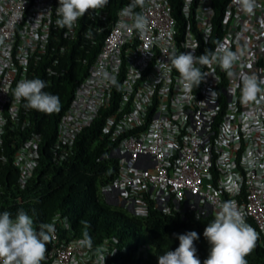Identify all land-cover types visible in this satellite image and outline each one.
Returning <instances> with one entry per match:
<instances>
[{
    "label": "built area",
    "instance_id": "2783aa9c",
    "mask_svg": "<svg viewBox=\"0 0 264 264\" xmlns=\"http://www.w3.org/2000/svg\"><path fill=\"white\" fill-rule=\"evenodd\" d=\"M132 3L124 0L115 8L76 84L56 124L53 158L64 159L78 133L103 113L99 136L108 144L103 156L115 159L117 168L101 187L107 203L136 217L146 216L150 207L215 216L220 204L235 200L264 247V100L242 98L245 76L264 79V0H256L251 14L238 0H179L178 16L170 0H135L133 12L149 22L143 32L132 27V18L120 16ZM58 7L59 0H0V144L7 125L18 129L26 123L14 95L18 82L31 80L50 39H71L77 32L80 18L72 29L57 25ZM85 17L90 37L89 27L103 30L107 12ZM221 46L239 55L231 76L218 62L197 64L205 78L188 89L175 69L161 67L170 66L173 49L198 58ZM64 49L60 45L59 53ZM39 141L31 133L14 151L19 187L37 164ZM49 223L55 231L43 264H100L98 251L81 245L83 238L59 239V215Z\"/></svg>",
    "mask_w": 264,
    "mask_h": 264
},
{
    "label": "trees",
    "instance_id": "16d2710c",
    "mask_svg": "<svg viewBox=\"0 0 264 264\" xmlns=\"http://www.w3.org/2000/svg\"><path fill=\"white\" fill-rule=\"evenodd\" d=\"M122 1L109 0L102 9L107 12V17L101 22V32H93L91 26L89 32L92 35L86 37L87 19L83 16L73 38L50 39L45 53L36 61L31 79L43 80L46 83L44 91L60 98L61 109L45 114L26 108V101L21 99L19 117L26 119V123L18 129L7 125L0 144V214L9 212L15 218L19 211H24L33 219L37 230L41 224H48L59 215V239L84 238L87 233L92 240L91 252L105 248L104 264H158V256L179 246L178 235L195 231L199 239L194 245L203 264L210 251L203 233L215 217L212 213L194 216L178 211L163 213L150 207L146 216L136 217L126 209L100 200L98 188L110 182L117 172L115 159L103 156L108 148L107 141L99 136L103 113L78 133L71 152L64 159L56 161L52 156L56 124L76 84L87 73L114 10ZM136 1L139 3L140 0ZM170 2L178 16L179 0ZM218 20L219 15H215L216 23ZM60 45L65 46L63 53H59ZM53 59L57 61L54 65ZM31 133L40 137L37 164L25 185L19 187L13 154ZM246 260L247 264H264V247L260 239Z\"/></svg>",
    "mask_w": 264,
    "mask_h": 264
},
{
    "label": "clouds",
    "instance_id": "9594fccd",
    "mask_svg": "<svg viewBox=\"0 0 264 264\" xmlns=\"http://www.w3.org/2000/svg\"><path fill=\"white\" fill-rule=\"evenodd\" d=\"M243 11L251 14L258 6L256 0H238ZM109 0H59L56 8L59 27L72 29L79 18L87 13L103 9ZM135 0L121 10V17L133 19L132 27L143 32L148 19L141 13H134ZM127 28L128 25L122 23ZM90 36L91 33H88ZM169 64L161 63V67H168L179 74L185 88L198 87L205 78L199 65H211L218 62L229 76L232 68L239 59L237 52L227 50L221 46L215 53H205L196 57L192 52L179 53L173 51L167 57ZM264 79L255 74L245 76L243 81L242 98L245 103L264 100ZM46 83L39 79H22L15 87L14 95L18 100L26 101L25 107L45 114H53L61 109L60 98L45 92ZM259 97V100H258ZM199 218V217H197ZM55 231L53 224H41L39 230L34 227L33 219L24 211H19L15 218L9 212L0 214V264H43L46 259L47 243L50 235ZM210 245L208 257L203 264H247L246 257L251 254L259 239L258 233L246 222L245 211L235 200H228L220 204L214 219L207 224L203 233ZM179 246L174 251H167L158 256V264H201L197 256L194 241L199 239L195 231L178 235ZM81 245L92 247L91 237L85 233L80 241ZM99 262L104 264V249H97ZM113 252L112 254H114Z\"/></svg>",
    "mask_w": 264,
    "mask_h": 264
},
{
    "label": "rangeland",
    "instance_id": "374dc122",
    "mask_svg": "<svg viewBox=\"0 0 264 264\" xmlns=\"http://www.w3.org/2000/svg\"><path fill=\"white\" fill-rule=\"evenodd\" d=\"M98 194H99V196H100V200H101L102 202L107 203V202L103 199V197H102V195H101V188H100V187L98 188ZM108 204H110V203H108ZM110 205H111V206H115L114 204H110ZM144 242H145L146 245H148L147 241H144Z\"/></svg>",
    "mask_w": 264,
    "mask_h": 264
}]
</instances>
